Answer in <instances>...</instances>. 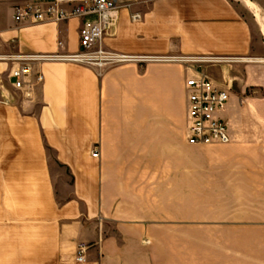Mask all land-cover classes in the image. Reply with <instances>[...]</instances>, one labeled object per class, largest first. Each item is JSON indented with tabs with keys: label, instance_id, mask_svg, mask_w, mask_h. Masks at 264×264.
<instances>
[{
	"label": "crops",
	"instance_id": "obj_1",
	"mask_svg": "<svg viewBox=\"0 0 264 264\" xmlns=\"http://www.w3.org/2000/svg\"><path fill=\"white\" fill-rule=\"evenodd\" d=\"M251 2L260 21L242 0L120 12L104 48L162 60L38 64L20 91L0 61V264H74L81 244L88 264H264V0ZM16 3L0 0V56L78 51L81 21L15 24ZM208 57L238 59L206 68L229 89L231 143L192 147L193 73L176 60Z\"/></svg>",
	"mask_w": 264,
	"mask_h": 264
},
{
	"label": "built area",
	"instance_id": "obj_2",
	"mask_svg": "<svg viewBox=\"0 0 264 264\" xmlns=\"http://www.w3.org/2000/svg\"><path fill=\"white\" fill-rule=\"evenodd\" d=\"M147 0H18L12 7L15 24H60L71 19L81 21L79 49L73 54H30L0 56V61L14 64L10 72L13 89L30 87L28 79L35 65L44 63H75L99 71L126 63H146L162 58L129 56L108 51L103 40L115 29L119 13L126 11L132 23H138L142 14L138 10ZM175 60V59H174ZM176 61L192 70L185 83L188 104L187 144L192 147H209L231 143L228 126L221 114L229 102V89L217 86L205 69L207 64L236 62V58H178ZM38 82L43 77L38 74ZM99 148L92 152L98 158ZM89 246L79 245L74 264H88Z\"/></svg>",
	"mask_w": 264,
	"mask_h": 264
},
{
	"label": "bare ground",
	"instance_id": "obj_3",
	"mask_svg": "<svg viewBox=\"0 0 264 264\" xmlns=\"http://www.w3.org/2000/svg\"><path fill=\"white\" fill-rule=\"evenodd\" d=\"M242 2L245 4L246 8H248L250 10V12L253 14V16L260 21V15L258 12V9L256 8V6L250 1V0H242ZM264 24V23H263ZM260 25V23H259ZM264 26H262L261 28H263ZM264 29V28H263ZM262 29V30H263ZM262 32V31H261Z\"/></svg>",
	"mask_w": 264,
	"mask_h": 264
},
{
	"label": "rangeland",
	"instance_id": "obj_4",
	"mask_svg": "<svg viewBox=\"0 0 264 264\" xmlns=\"http://www.w3.org/2000/svg\"><path fill=\"white\" fill-rule=\"evenodd\" d=\"M252 1V0H251ZM238 2H240V1H237V4L239 5V6H241V8H244V5L242 6V5H240V3H238ZM233 63H235V62H221V63H215V64H207L206 65V67H208V66H230V65H232ZM207 69H205V71H206ZM207 72V71H206ZM247 95H250L249 93L247 94ZM254 96V95H253ZM145 244L146 245H151V243L150 242H145ZM156 258H150V263L149 264H156Z\"/></svg>",
	"mask_w": 264,
	"mask_h": 264
}]
</instances>
